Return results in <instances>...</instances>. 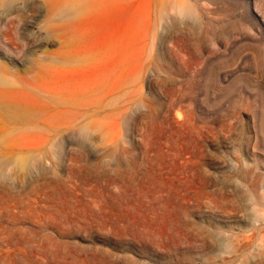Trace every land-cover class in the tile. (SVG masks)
<instances>
[{
    "label": "rangeland",
    "instance_id": "obj_1",
    "mask_svg": "<svg viewBox=\"0 0 264 264\" xmlns=\"http://www.w3.org/2000/svg\"><path fill=\"white\" fill-rule=\"evenodd\" d=\"M0 264H264V0H0Z\"/></svg>",
    "mask_w": 264,
    "mask_h": 264
}]
</instances>
